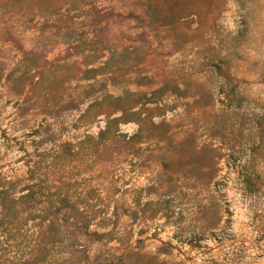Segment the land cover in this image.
I'll use <instances>...</instances> for the list:
<instances>
[{
    "label": "rangeland",
    "instance_id": "374dc122",
    "mask_svg": "<svg viewBox=\"0 0 264 264\" xmlns=\"http://www.w3.org/2000/svg\"><path fill=\"white\" fill-rule=\"evenodd\" d=\"M0 264H264V0H0Z\"/></svg>",
    "mask_w": 264,
    "mask_h": 264
},
{
    "label": "trees",
    "instance_id": "16d2710c",
    "mask_svg": "<svg viewBox=\"0 0 264 264\" xmlns=\"http://www.w3.org/2000/svg\"><path fill=\"white\" fill-rule=\"evenodd\" d=\"M4 199L8 200L9 198L8 197H4Z\"/></svg>",
    "mask_w": 264,
    "mask_h": 264
}]
</instances>
